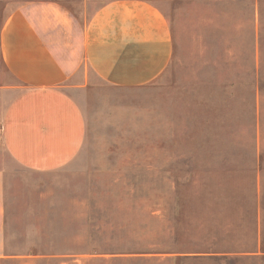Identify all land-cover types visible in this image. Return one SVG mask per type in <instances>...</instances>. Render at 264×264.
I'll return each instance as SVG.
<instances>
[{
	"label": "rangeland",
	"instance_id": "1",
	"mask_svg": "<svg viewBox=\"0 0 264 264\" xmlns=\"http://www.w3.org/2000/svg\"><path fill=\"white\" fill-rule=\"evenodd\" d=\"M20 1L0 0V24ZM155 1L173 23L169 76L91 87L78 160L13 169L12 251L40 264H264V0Z\"/></svg>",
	"mask_w": 264,
	"mask_h": 264
},
{
	"label": "crops",
	"instance_id": "2",
	"mask_svg": "<svg viewBox=\"0 0 264 264\" xmlns=\"http://www.w3.org/2000/svg\"><path fill=\"white\" fill-rule=\"evenodd\" d=\"M174 58L173 23L155 0H22L6 16L0 24V264H40L37 254L12 251L5 237L13 169L52 173L71 165L88 138L82 98L91 87H157ZM235 252L180 257L219 261Z\"/></svg>",
	"mask_w": 264,
	"mask_h": 264
}]
</instances>
